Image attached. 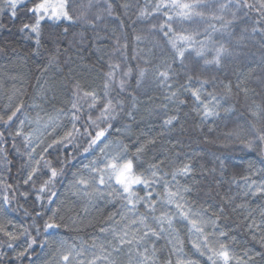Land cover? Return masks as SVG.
Segmentation results:
<instances>
[{
    "label": "snow or ice",
    "instance_id": "6c2138e0",
    "mask_svg": "<svg viewBox=\"0 0 264 264\" xmlns=\"http://www.w3.org/2000/svg\"><path fill=\"white\" fill-rule=\"evenodd\" d=\"M133 9V33L142 23L148 35H133L129 57L122 16ZM5 11L34 43L33 55L45 40L52 48L43 68L37 66L35 96L28 97L23 84L5 88L0 81V264H264V103L252 100L240 113L232 98L242 94L247 102L254 90L240 77L234 91L230 80L206 74L238 57L249 37L264 41V0H0ZM250 12L254 26L237 34V22ZM197 22L205 27H184ZM70 29L79 31L69 38ZM89 29L104 41L94 45L103 62L101 84L73 78L67 100L56 107L48 82L40 81L59 68L62 54L82 49ZM145 42L151 47H140ZM146 83L161 90V102L145 108V126L131 142L124 133L136 122L137 94L143 89L152 99ZM193 115L198 122L189 125ZM152 119L158 130L146 122ZM177 125L181 134L192 127L199 143L216 147L210 161L206 151L178 150L190 145L170 135ZM114 128L130 143L110 139ZM13 151L20 158L14 177ZM237 152L243 174L233 163ZM249 153L255 159L245 161ZM64 180L70 207L58 190ZM21 209L30 223L8 218Z\"/></svg>",
    "mask_w": 264,
    "mask_h": 264
},
{
    "label": "trees",
    "instance_id": "16d2710c",
    "mask_svg": "<svg viewBox=\"0 0 264 264\" xmlns=\"http://www.w3.org/2000/svg\"><path fill=\"white\" fill-rule=\"evenodd\" d=\"M120 2V0H118ZM131 3L135 4L136 0H130ZM142 4L143 0H139ZM100 7H104L103 3H101ZM96 8L92 9V12H95ZM118 11H120L118 9ZM242 15V13H241ZM0 18H2L3 23L6 25L7 30L0 31V47L5 48L4 53H0V81H5V88H10L13 83L16 84L17 87H23L27 90L28 97L35 96L37 91V82L36 77L40 75V71L37 66L43 68V66L47 63V56L49 51L52 48V45L45 40L44 46L40 49V55H33L32 49L34 47V43L31 40L25 38L24 33H20L18 31L20 21L17 20L15 22L10 21L7 12L0 13ZM125 22V31L128 33V42H129V49H128V56L131 57L133 48L136 47L134 44L132 37L134 34H141V35H148L146 31L147 25L138 23L135 25L136 33H133V21L135 20V9H133L128 16H122ZM230 18V15H226V19ZM255 12H250L249 16L245 19L243 23L237 22V26L234 31L239 34L241 29L247 27L249 30L254 26L253 21L256 19ZM114 24H110L109 28L113 27ZM185 28H203L205 27L204 24H200L199 22L194 24H185ZM103 25L100 26V29L97 31L100 32L101 36L105 35V32L102 30ZM72 31H79V29H70L69 38H71ZM108 35H111L110 31ZM7 38V41L5 40ZM78 39V38H77ZM151 39V36H149ZM219 40L220 38L217 37ZM104 41H96L95 39V32L89 29L86 32V38L84 41V45L81 50H77V48L71 49L66 55L62 54L60 58V65L59 68L52 67L47 71V74L41 79L40 83L44 84L45 81L48 83L45 87H49L52 91H49L48 95L49 98L55 94L56 100L53 101L56 107H61L63 102L68 98V90L71 87V81L73 78H79L83 82L93 86H99L101 84V78L99 76L100 70L103 68V62L98 61V54L95 53L94 45L96 43H103ZM264 44V41L260 39V36L257 35L255 39L249 37L244 45L238 49L240 55L234 59H229L225 62L223 69L217 70L216 68H210L207 70V76L210 78L211 76H216L219 79L227 81H231L234 86L237 84V77H240L241 80L247 85L248 88L253 89L255 95L252 93L249 94L250 99L246 102L243 95L241 94L239 97H233L232 103L235 104L238 112L246 114V103H251L252 100H255L256 103H264V47L261 45ZM65 45H61L63 48ZM140 47L148 48L151 47L150 43L145 42L141 44ZM16 49L17 55H14L12 49ZM71 57V63L65 64V60L67 57ZM83 56L81 60L79 57ZM133 65L137 62H132ZM141 67H144L143 63H140ZM71 69V71H70ZM106 70V68L104 69ZM16 76L19 79L13 81L11 77ZM131 89H135L136 82L133 79L131 82ZM151 89L148 93L149 96L152 97L150 100L148 96L138 93V102H139V112L136 117V122L133 124L131 121H121L123 124H133V126L128 129L124 135L131 136V142L135 141L136 135L139 133L141 128H144L145 122H141V116H145V108L155 107L157 104L161 102L162 92L161 90L155 89L149 83L145 84V89ZM31 103V100L28 101ZM2 103V101H0ZM37 103H40L39 98L37 97ZM45 108L48 111H51L52 105L46 104ZM187 111V109H185ZM31 115H35V112H30ZM184 117L181 116V121H183ZM195 119L198 122V117L189 118V125L192 124V120ZM147 123H151L154 127L158 130L159 122L156 119L148 120ZM138 125V126H137ZM120 124H116L115 127H120ZM154 134V133H152ZM174 138H180L182 143L185 145H190V147H183L178 150L184 152H201L206 151L207 155L204 157V161L208 162L211 160V153L217 152V149L214 145L210 143H199V137L197 136L196 132L193 131L192 127H189L187 133L181 134L179 125H177L176 132L170 134ZM191 137V139H189ZM121 137L120 134L116 133L115 128L112 129V136L110 139H116ZM211 138V137H210ZM125 143H130L128 139H124ZM10 147V146H9ZM135 149H132L134 151ZM98 152V150H97ZM153 154V149L149 148L146 152V155L143 157L144 161L151 162ZM241 153L237 152L234 153L235 160L233 163L236 165V171L240 174H243L244 163L241 161ZM11 158L13 159V168H12V176L16 175V168L19 166L20 158L17 156L14 151L11 154ZM252 158L255 159L254 153H249L247 156H244V160ZM87 160H85V163ZM211 167V164H208ZM69 179L71 178V172L69 173ZM207 179L211 180V177ZM11 182V180H9ZM67 180H64L62 185H58V190L61 193V196L68 195L69 196V204L71 206V201L73 198L70 196L69 193L66 191ZM23 190V189H22ZM20 203L25 204V207H29V204L25 203L23 198H20ZM15 207V204L13 205ZM29 210L31 208L29 207ZM115 210V209H112ZM98 215V214H97ZM8 218L13 219L17 222L25 221L30 223V219L24 217L23 209L16 212H9ZM42 223V221H40ZM89 233L92 232V229L87 230ZM75 236V233L72 234ZM80 236L83 239H88V235L84 232L80 233ZM242 242L246 239L243 233H240L238 236ZM71 242V241H70ZM90 243V241H89ZM163 243V242H161ZM250 246V245H245ZM256 250H259L258 246H256ZM39 251V250H38ZM167 250L165 249V252ZM24 264H28L27 261Z\"/></svg>",
    "mask_w": 264,
    "mask_h": 264
}]
</instances>
